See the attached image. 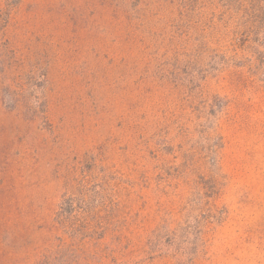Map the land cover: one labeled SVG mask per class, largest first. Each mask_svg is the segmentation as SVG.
<instances>
[{
  "label": "rangeland",
  "instance_id": "rangeland-1",
  "mask_svg": "<svg viewBox=\"0 0 264 264\" xmlns=\"http://www.w3.org/2000/svg\"><path fill=\"white\" fill-rule=\"evenodd\" d=\"M0 264H264V0H0Z\"/></svg>",
  "mask_w": 264,
  "mask_h": 264
},
{
  "label": "trees",
  "instance_id": "trees-1",
  "mask_svg": "<svg viewBox=\"0 0 264 264\" xmlns=\"http://www.w3.org/2000/svg\"><path fill=\"white\" fill-rule=\"evenodd\" d=\"M5 90H7L8 91V88H5ZM7 91H5L4 92V94L7 92ZM3 94V96H5ZM26 107H28V106H26ZM28 109V108H27ZM80 196H81V198H83L84 199V196H83V193H80ZM76 208H78V205H76V203H75V201L72 199V198H66V196L63 198V201H62V203H61V205H60V207H59V211L57 212V216H56V219L58 218V216L59 215H67L68 217H69V222H67V224L66 225H70L71 223H70V218L72 217V214L74 213V212H76L75 211V209ZM58 221V220H57Z\"/></svg>",
  "mask_w": 264,
  "mask_h": 264
}]
</instances>
